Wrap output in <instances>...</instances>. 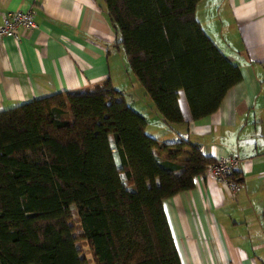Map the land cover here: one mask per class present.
<instances>
[{
    "label": "trees",
    "instance_id": "16d2710c",
    "mask_svg": "<svg viewBox=\"0 0 264 264\" xmlns=\"http://www.w3.org/2000/svg\"><path fill=\"white\" fill-rule=\"evenodd\" d=\"M200 1L103 0L115 46L170 129L187 122L179 92L197 121L240 81L196 18ZM211 162L181 135H149L109 82L1 111L0 264H181L162 204Z\"/></svg>",
    "mask_w": 264,
    "mask_h": 264
},
{
    "label": "crops",
    "instance_id": "0c3cea01",
    "mask_svg": "<svg viewBox=\"0 0 264 264\" xmlns=\"http://www.w3.org/2000/svg\"><path fill=\"white\" fill-rule=\"evenodd\" d=\"M32 9L35 27L0 40V112L58 92L105 82L160 141L181 135L211 160L237 159L232 194L211 177L162 204L181 264H264V0H201L196 18L240 81L212 114L170 129L129 70L103 0H0L1 15Z\"/></svg>",
    "mask_w": 264,
    "mask_h": 264
},
{
    "label": "built area",
    "instance_id": "2783aa9c",
    "mask_svg": "<svg viewBox=\"0 0 264 264\" xmlns=\"http://www.w3.org/2000/svg\"><path fill=\"white\" fill-rule=\"evenodd\" d=\"M34 12L32 9L15 10L1 15L0 40L6 38L17 39V30H32L35 27L33 21ZM238 161L231 156L220 157L212 160L204 171L205 176L211 177L216 182H220L235 194L240 188L238 177L235 176Z\"/></svg>",
    "mask_w": 264,
    "mask_h": 264
},
{
    "label": "rangeland",
    "instance_id": "374dc122",
    "mask_svg": "<svg viewBox=\"0 0 264 264\" xmlns=\"http://www.w3.org/2000/svg\"><path fill=\"white\" fill-rule=\"evenodd\" d=\"M82 252L84 253L85 258H87V259L90 258V255L88 254V252L86 250V247L83 248V251Z\"/></svg>",
    "mask_w": 264,
    "mask_h": 264
}]
</instances>
